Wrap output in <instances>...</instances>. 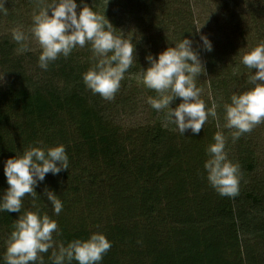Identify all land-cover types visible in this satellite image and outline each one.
Wrapping results in <instances>:
<instances>
[{"label": "trees", "instance_id": "obj_1", "mask_svg": "<svg viewBox=\"0 0 264 264\" xmlns=\"http://www.w3.org/2000/svg\"><path fill=\"white\" fill-rule=\"evenodd\" d=\"M83 2L136 48L111 100L83 82L95 63L90 45L60 56L46 71L36 41L34 50L17 51L10 25L29 21L28 13L51 0H0L7 9L0 12V194L8 188L7 159L37 141L45 148L64 145L69 169L49 173L36 188L38 208L62 233H54L58 242L103 233L112 246L101 264H264V122L233 142L223 108L249 87L252 71L238 54L264 42V0ZM201 35L211 40L212 52L203 50ZM183 38L194 41L206 69L197 78L201 98L206 108L216 106V117L209 116L198 135L181 134L166 110L153 109L147 100L157 93L140 78L150 66L147 55L158 56ZM218 131L227 138L228 158L240 167L235 197L220 196L206 178V148ZM45 188L63 202L58 216ZM32 202L26 195L23 210L35 211ZM19 215L0 212V264ZM51 253L43 254L45 264H52Z\"/></svg>", "mask_w": 264, "mask_h": 264}, {"label": "clouds", "instance_id": "obj_2", "mask_svg": "<svg viewBox=\"0 0 264 264\" xmlns=\"http://www.w3.org/2000/svg\"><path fill=\"white\" fill-rule=\"evenodd\" d=\"M0 12L6 15L7 9L0 5ZM114 29L104 15L95 12L83 0L80 5L77 0H51L33 13L27 33L21 27H15L11 34L19 46L18 52L30 51V40L39 44L38 64L45 71L60 56L67 58L77 47L90 45L95 63L83 74V82L93 94L111 100L136 58L132 42L116 35ZM200 40L203 50L213 51L207 36L201 35ZM173 44L174 47L169 46L158 56H146L150 66L142 67L140 78L145 87L157 93L156 97L147 100L153 109L166 110V120L181 134L190 130L198 135L208 117L217 115L215 105L206 108L201 98L202 89L197 86V78L206 69L200 53L193 47V40L183 38ZM242 50L238 54L240 61L252 71L247 80L249 87L233 93L231 102L223 105L224 127L230 130L233 142L264 122V42L250 50ZM177 99L181 102L173 108L171 105ZM213 141L206 148L207 181L220 196L235 197L239 194L240 167L228 158L224 133H215ZM36 145H30L4 164L8 188L0 194V212L20 215L14 220L5 241L3 264H45L43 254L50 249L52 264H73L74 261L77 264H101L112 246L103 233L95 232L88 239H75L66 245L54 238V233L57 237L62 233L57 222L38 208L36 200L40 196L36 188L49 173L58 175L68 170L69 158L64 145L45 148L42 141H37ZM26 195L32 196L35 211L23 210ZM44 196L58 216L63 210L60 196L48 188H45Z\"/></svg>", "mask_w": 264, "mask_h": 264}, {"label": "rangeland", "instance_id": "obj_3", "mask_svg": "<svg viewBox=\"0 0 264 264\" xmlns=\"http://www.w3.org/2000/svg\"><path fill=\"white\" fill-rule=\"evenodd\" d=\"M28 14L30 15V17L33 16V12H30V13H28ZM30 17H28V20L32 22V20H31ZM130 19H131V18H130ZM29 21H26V22H24V23H22V22H19V23H18V22H17L15 25H16L17 27H21L22 30H24L25 32H28L29 28L31 27V24H30ZM13 24H14V23H13ZM13 28H15V26L11 24V25H10V31H11ZM3 29H4V28H3ZM3 29H2V33H3ZM35 45H36V44L33 43L32 40L29 41V48H30L31 50H34V46H35Z\"/></svg>", "mask_w": 264, "mask_h": 264}]
</instances>
